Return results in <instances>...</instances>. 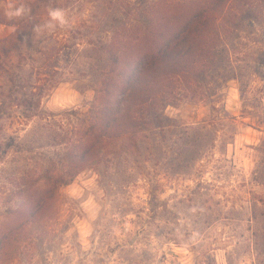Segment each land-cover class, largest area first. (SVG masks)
Masks as SVG:
<instances>
[{
  "label": "rangeland",
  "instance_id": "obj_1",
  "mask_svg": "<svg viewBox=\"0 0 264 264\" xmlns=\"http://www.w3.org/2000/svg\"><path fill=\"white\" fill-rule=\"evenodd\" d=\"M169 1L23 0L10 21L18 0H0V224L13 229L0 264H264V0H233L196 90L160 80L138 133L99 144L61 185L107 49L140 34L143 5ZM55 8L71 28L47 27Z\"/></svg>",
  "mask_w": 264,
  "mask_h": 264
},
{
  "label": "trees",
  "instance_id": "obj_2",
  "mask_svg": "<svg viewBox=\"0 0 264 264\" xmlns=\"http://www.w3.org/2000/svg\"><path fill=\"white\" fill-rule=\"evenodd\" d=\"M232 1L170 0L166 6L143 5L142 19L145 22L140 34L136 38L130 36L129 42L119 48L107 49L109 64L97 104L92 110L87 141L71 158L73 170L62 178V186L71 184L78 172L93 162L92 154L98 153L99 144L122 136L124 131L138 133L142 122L134 114L138 115L141 107L157 105L160 97L153 94L160 80L172 76L176 78L175 83L183 84L190 91L192 82L197 83L200 77H204L209 69L205 65L215 57V36L218 39L228 36V18L220 22L219 18ZM223 52L218 54L221 63L227 61L225 48ZM52 187L55 189V185ZM45 196L43 194L36 200L30 217L34 218L42 211ZM12 235V228L0 224V260Z\"/></svg>",
  "mask_w": 264,
  "mask_h": 264
},
{
  "label": "clouds",
  "instance_id": "obj_3",
  "mask_svg": "<svg viewBox=\"0 0 264 264\" xmlns=\"http://www.w3.org/2000/svg\"><path fill=\"white\" fill-rule=\"evenodd\" d=\"M29 12L30 8L25 5L23 0H18V3L7 6L4 15L8 20L12 21L23 18ZM48 16L50 17V21L47 27L50 29H55L57 26L64 29L72 27V20L65 9H49Z\"/></svg>",
  "mask_w": 264,
  "mask_h": 264
}]
</instances>
